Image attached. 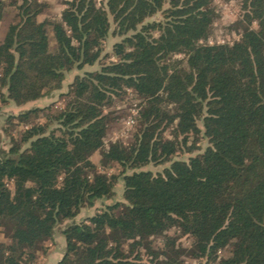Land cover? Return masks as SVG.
I'll return each instance as SVG.
<instances>
[{
  "label": "trees",
  "instance_id": "1",
  "mask_svg": "<svg viewBox=\"0 0 264 264\" xmlns=\"http://www.w3.org/2000/svg\"><path fill=\"white\" fill-rule=\"evenodd\" d=\"M48 5L0 0V21L16 9L0 39L4 103L52 96L67 72L83 70L63 108L8 118L27 128L0 146V228L10 239L0 241V264H43L45 243L67 221L56 264H137L142 250L149 264H186V254L199 264H264V0H242L233 45L201 43L214 30L213 0H70L41 20ZM112 24L120 40L104 55ZM128 90L139 101L132 140L107 145L103 111ZM202 138L204 151L176 158ZM96 153L119 172L99 173ZM150 164L167 165L155 174ZM119 182L122 201L75 220L112 200Z\"/></svg>",
  "mask_w": 264,
  "mask_h": 264
},
{
  "label": "rangeland",
  "instance_id": "2",
  "mask_svg": "<svg viewBox=\"0 0 264 264\" xmlns=\"http://www.w3.org/2000/svg\"><path fill=\"white\" fill-rule=\"evenodd\" d=\"M13 0H7V3H11ZM47 2L49 5L45 8L44 13L40 16L41 20L45 18L58 17L62 10L66 7L65 2L70 0H41ZM102 1V0H99ZM214 9L216 12V21L214 23V30L209 38L203 42L205 45H215V44H229L233 45L238 40H240L241 35L240 32L233 26L234 23L240 21L244 16V10L242 8V0H213ZM16 14L15 6H9L8 14L5 20L0 21V39L4 36L7 24L14 19ZM160 14L156 16V20H160ZM251 27L255 30L259 29V23L257 21H253ZM115 30V24H112L111 35L104 42V55L111 54L113 45L120 40L119 37L113 35ZM55 43L53 42V46ZM182 57V56H178ZM113 60H115L113 58ZM99 66L95 65L93 67H85V70H94L98 69ZM83 70L74 69L71 72L66 73V78L64 81L63 89L56 91L52 94V96L42 98L38 101L28 103L23 106H17L13 102L4 103L0 97V146L1 148L8 150L12 145V138H18L19 134L26 129L27 125L20 124L19 120L12 119L11 122L16 124L15 126L8 125V118L10 116H18L20 113L33 109V108H46L52 106L53 109L63 108L66 104V99L62 94H66L69 89L70 84L74 81V78L78 74H82ZM139 101L134 96L133 92L128 90L127 95L123 100L115 99V102L112 106H107L104 109V114H110V120L108 123V131H107V139L106 144H110L112 142H123L124 144H128L132 140V136L135 132V117L139 110ZM46 119L43 117V114L37 119L36 122H44ZM167 138L171 137L169 131L166 133ZM199 149L195 150L193 153H187L186 150H180L177 154V159L187 160L190 156H194L202 151L208 146V141L205 138H202L198 143ZM92 161L97 165V170L101 174L112 175L117 174L119 172V168L111 167L106 168L101 166L100 164V155L96 153L92 157ZM167 165V164H166ZM166 165H154L150 164L145 170H150L153 173L162 172ZM116 196L112 200H105L104 202H97L94 208H84L81 214L75 219L77 222H80L92 215L95 212L96 208L105 207L106 205L113 204L116 201H122V186L121 183H117L115 185ZM70 221L65 222L58 226L54 241H47L45 243L48 246V255L44 257L45 260L51 257L49 260V264L55 263L60 256L62 255V250L65 247L64 241L65 238L60 234V231L66 227ZM9 232L3 228H0V241L9 242ZM191 243V238L182 237L178 240V244L183 246H189ZM158 246H162L161 242L156 243ZM52 248H51V247ZM50 247V249H49ZM56 252V253H55ZM43 256V253H40ZM136 253L134 254V256ZM148 252L142 250L141 259L136 261L137 264H149ZM183 260L186 264H199L198 261H195L191 258L190 255L186 254L183 257Z\"/></svg>",
  "mask_w": 264,
  "mask_h": 264
},
{
  "label": "crops",
  "instance_id": "3",
  "mask_svg": "<svg viewBox=\"0 0 264 264\" xmlns=\"http://www.w3.org/2000/svg\"><path fill=\"white\" fill-rule=\"evenodd\" d=\"M64 237V236H63ZM64 243H65V241H64ZM64 246H65V244H64ZM64 249V248H63ZM62 252H63V250H62ZM56 253V252H55ZM49 256V255H48ZM62 256V255H61ZM61 256H60V258H61ZM51 257H52V255L50 256V257H48L46 260H45V264H49V260H51ZM59 258V259H60ZM58 259V260H59ZM58 260L55 262V263H53V264H56L57 262H58Z\"/></svg>",
  "mask_w": 264,
  "mask_h": 264
}]
</instances>
